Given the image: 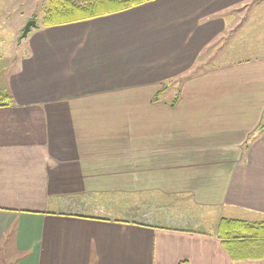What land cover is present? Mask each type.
Returning a JSON list of instances; mask_svg holds the SVG:
<instances>
[{"label":"crops","instance_id":"1","mask_svg":"<svg viewBox=\"0 0 264 264\" xmlns=\"http://www.w3.org/2000/svg\"><path fill=\"white\" fill-rule=\"evenodd\" d=\"M244 1L151 0L33 30L0 70L8 264L253 261H232L216 225L264 221V54L199 62Z\"/></svg>","mask_w":264,"mask_h":264},{"label":"rangeland","instance_id":"2","mask_svg":"<svg viewBox=\"0 0 264 264\" xmlns=\"http://www.w3.org/2000/svg\"><path fill=\"white\" fill-rule=\"evenodd\" d=\"M260 1L262 0H249L242 2L238 7L236 5V8L230 12L231 19L228 24V28L232 30L218 36L202 50L200 67L219 61L218 56L224 49L230 50L228 47H233L234 50L239 46L244 47L237 55L264 54V9L256 7ZM46 5L47 0H0V70L4 73L11 68L12 57L27 49L28 38L35 28L41 26ZM253 7H256L254 12H250ZM214 15L219 14L217 12ZM28 20H34L37 27L30 26L26 36L20 37L23 26ZM240 24L242 27L240 32H237ZM10 249L7 242L0 243V264H8L11 258ZM244 264H264V261L253 260Z\"/></svg>","mask_w":264,"mask_h":264},{"label":"trees","instance_id":"3","mask_svg":"<svg viewBox=\"0 0 264 264\" xmlns=\"http://www.w3.org/2000/svg\"><path fill=\"white\" fill-rule=\"evenodd\" d=\"M147 1L151 0H47L41 26L60 25L102 16ZM11 103L10 93L0 90V105ZM262 129L264 123L261 125ZM216 237L223 251L232 261L264 258V221L221 217L216 225Z\"/></svg>","mask_w":264,"mask_h":264},{"label":"water","instance_id":"4","mask_svg":"<svg viewBox=\"0 0 264 264\" xmlns=\"http://www.w3.org/2000/svg\"><path fill=\"white\" fill-rule=\"evenodd\" d=\"M35 25H36V23L34 20H28L23 26L20 37L26 36V34L28 33V31L30 29V26H35Z\"/></svg>","mask_w":264,"mask_h":264}]
</instances>
